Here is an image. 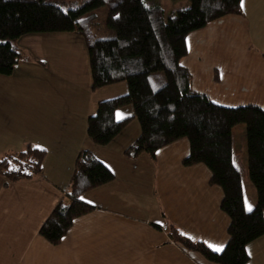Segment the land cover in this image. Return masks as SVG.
<instances>
[{"label": "crops", "instance_id": "obj_1", "mask_svg": "<svg viewBox=\"0 0 264 264\" xmlns=\"http://www.w3.org/2000/svg\"><path fill=\"white\" fill-rule=\"evenodd\" d=\"M187 45L182 64L191 72L195 90L225 106L264 108V0H243L241 13L225 15L191 32ZM69 64L75 67L73 60ZM84 73V82L75 71L66 83L73 89L66 94L70 111L67 119L55 116V129L46 123L49 114L45 111L53 107L59 114V95L43 101L33 97L27 103L32 109L24 106L21 110L24 100L13 94L17 85L0 84V126L6 121L19 127L26 120L25 131L11 135L4 131L6 145L0 147V157L29 142L48 152L43 173L32 180L13 182L0 174V264H219L169 235L173 224L214 251L213 245L222 246L219 251L225 247L230 217L221 208L222 187L210 182L211 170L204 163L183 164L190 152L185 138L161 147L155 157L126 155L125 149L140 135L136 119L111 143L92 142L87 123L98 101L125 90L106 86L89 90L84 98L77 91L91 87L86 67ZM46 85L40 83L39 88ZM60 85L55 81L56 90ZM29 87L38 88V84ZM132 115L130 106L117 111L118 118ZM234 129L233 158L242 174L245 204L252 209L257 191L249 178L246 125L239 138ZM82 149L91 150L106 163L115 179L83 194L96 208L75 219L62 241L53 244L39 234V228L65 195ZM247 249V264H264V235L251 241Z\"/></svg>", "mask_w": 264, "mask_h": 264}, {"label": "trees", "instance_id": "obj_2", "mask_svg": "<svg viewBox=\"0 0 264 264\" xmlns=\"http://www.w3.org/2000/svg\"><path fill=\"white\" fill-rule=\"evenodd\" d=\"M148 0H82L65 10L53 0H0V74L11 75L23 58L14 43L34 33L71 32L82 36L89 53L91 88L97 90L126 82L128 90L98 101L89 116L87 133L98 145L111 143L137 119L140 135L125 149L126 155L149 153L188 139L186 166L204 163L211 184L222 187L221 208L229 215V239L214 251L175 225L171 240L200 252L219 264H247V245L264 235V108L259 105L225 106L195 90L192 75L182 64L188 53L187 37L211 21L242 12L241 0H190L188 7L166 18L164 8ZM108 4L104 25L94 12ZM131 106L133 115L117 117ZM246 125L249 178L257 203L245 204L243 180L233 158V128ZM47 149L32 142L0 157V174L8 181L32 180L43 173ZM115 179L113 170L91 150L82 149L75 160L68 189L39 228V234L59 244L75 219L96 206L83 194ZM83 198V199H82Z\"/></svg>", "mask_w": 264, "mask_h": 264}, {"label": "rangeland", "instance_id": "obj_3", "mask_svg": "<svg viewBox=\"0 0 264 264\" xmlns=\"http://www.w3.org/2000/svg\"><path fill=\"white\" fill-rule=\"evenodd\" d=\"M53 1L62 6L65 10L69 7H76L82 4V0ZM147 2L150 5L162 6L164 8L166 18L175 16L179 9L190 5V0H148ZM108 8V4H105L94 11L97 15V21L102 25L106 22ZM14 43L22 49L24 56L15 66L11 75L0 74V84H7L10 86L17 85V88H13V91H15L13 94H18L20 96V100H24L22 108L21 106L19 107L21 110L24 106L26 110L32 109V107H30L27 103L28 100L33 99V97L35 100L38 99L43 101L47 97L55 99V96L59 95L58 99L61 103V105H59V114L55 113V109L53 107L49 108V112L45 111V114H49V121L46 123L49 124V127L55 129V116L62 117L63 119L66 117L67 119V115L70 111V108L67 109L68 99L66 98V94L71 93L73 89L72 85H67L66 83L70 82L69 79L73 77L72 75L75 71L79 72L81 82L85 81V67L87 71H89V74L91 73L86 42L84 38L78 34L71 32H52L28 34L14 40ZM59 50H62L60 52H62L64 57L57 52ZM72 60L73 66L75 67H72L69 64ZM55 70L59 72V75L55 72ZM86 80L90 81L91 84V74L90 76L86 75ZM55 81L61 84L57 87V90L55 89ZM35 83L38 84V88L29 87L30 85H35ZM40 83H46L49 86L46 85V88L40 89ZM52 83L54 86H52ZM116 84L117 85H112V87L108 86L107 88H121L123 86L125 92L128 90L126 82ZM21 85L24 87L21 88ZM7 91L8 90H6V92ZM77 91L84 95V98L87 97L88 91L95 92V90H93L90 86L84 89L79 88ZM9 94L10 91H8V95ZM78 99L81 100L80 98ZM130 108L132 107L130 106ZM39 115H42V113H39ZM25 123L26 120L18 127L16 122L7 123L4 121V124L0 126V129L3 130L0 131V147H4L6 145L4 131H6L7 135H11L14 131L18 133L23 132L26 129ZM136 126H140L137 119ZM244 133V123H240L235 126L234 135L237 138L244 136Z\"/></svg>", "mask_w": 264, "mask_h": 264}, {"label": "snow or ice", "instance_id": "obj_4", "mask_svg": "<svg viewBox=\"0 0 264 264\" xmlns=\"http://www.w3.org/2000/svg\"><path fill=\"white\" fill-rule=\"evenodd\" d=\"M241 5L243 6V0H241ZM249 210H251V205H249ZM213 247H215L217 251H219L222 248V246H217V245H213Z\"/></svg>", "mask_w": 264, "mask_h": 264}]
</instances>
